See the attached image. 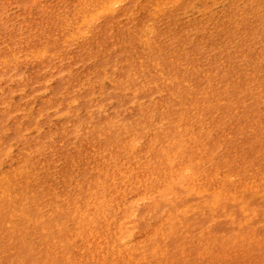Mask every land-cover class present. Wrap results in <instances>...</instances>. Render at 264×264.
I'll return each mask as SVG.
<instances>
[{
  "label": "rangeland",
  "instance_id": "rangeland-1",
  "mask_svg": "<svg viewBox=\"0 0 264 264\" xmlns=\"http://www.w3.org/2000/svg\"><path fill=\"white\" fill-rule=\"evenodd\" d=\"M83 1L85 4H81L79 0H0V209L8 225L23 230L21 240L24 245L39 243L32 239L38 235L34 233L32 219L35 216H38L40 221L49 219L46 222L50 229L49 233L58 240L65 255H68V248L62 245L69 233H75V223L69 215L59 211L62 203H56V200L67 193L75 194L79 201L86 197L82 188L88 185L95 175L92 166H98L99 162L110 159L111 155L103 151V139L99 140L93 136L87 140L80 135L79 130H87L88 120L113 119L120 116L118 110V102H122L120 99H108L102 103L100 98L96 97L97 91L110 88L111 79L108 75L98 77L100 76L98 69L88 74L89 68L96 64L97 55L100 56L108 49L120 53L121 47L125 46L127 53L123 58L136 62L135 86H143L140 89L145 88V91L154 90L155 84L164 89L172 86L165 64L174 59L179 52L181 66L184 67L180 72H185L192 85L203 77L201 86L204 88L215 86L217 79L230 82L232 85L236 84L238 79L252 80V76H256L258 82L264 80V20L253 33L246 31L244 27V24L256 21V17L264 18V0H166L164 5H159L161 13L155 22L149 14L156 10V0H134L127 9L123 4L117 5V11L113 13L111 20L99 16L91 23L98 42L93 38H87L88 47L76 49L75 45L80 37L77 39L70 37L71 32L75 31L77 25L85 31L90 27L81 24L78 16L87 7L90 10L97 8L96 4L100 2ZM118 7H121L122 11ZM229 13L231 14L229 21L235 25L234 28L226 24ZM142 21L147 25L145 28H153L155 34L160 36L159 39L152 36L148 41V47L140 38L142 35L139 37L140 33L135 31L141 27ZM198 27L200 30L203 28V31H195ZM105 28L109 30L104 31ZM185 29L190 38L186 45L180 37ZM112 34L116 35L115 38L111 36ZM120 35L123 38L119 42ZM223 37H226L224 40L226 44H221L220 38ZM62 42L67 44L64 45ZM198 42H201L200 45ZM194 44L196 45L192 51L197 55H194L189 47L186 52L184 51L186 46ZM40 49L46 53L44 59L36 57ZM253 54L260 56L261 60L251 59ZM50 59L52 63H49ZM167 66L170 67L169 64ZM56 69L61 75H71L73 72L77 80L80 74H87V80L76 85L71 91L72 95L66 91H59L50 99L52 92H49V87L54 86L55 80L61 76L59 72L57 75L51 74L56 72ZM38 70L40 76H37ZM37 77L40 78L36 80ZM178 86L182 88L180 84ZM243 96H247V93ZM77 97L83 101H79ZM159 97L161 99L163 97L160 92L149 96L153 101ZM84 104L87 106L96 104L95 114H88L90 107H84ZM136 109L135 105L127 102L124 112L136 114ZM259 112H264V109ZM222 116V112L217 110L210 114H201L199 117L194 116L197 118L193 122L201 124V128L208 131L207 136L202 138L208 137L206 139L208 141L219 142L215 144L213 150L217 161L203 164L201 172H213L217 162L231 161L233 166H230L229 171L234 173H229L230 176L226 178L227 187L236 191L239 197L251 196L255 201H262L264 169L257 166V173L252 174V170L243 160L247 158L245 156L241 158L239 151L236 154L232 153L238 150L237 145L230 139L233 133L224 131L225 141H218L220 138L217 134L220 130L214 128L218 120L225 124L232 123V119H228L227 115L225 121ZM154 122L158 124V128L165 126L164 122L155 119ZM141 124L144 127V136H141L139 141V149L145 152L144 138L152 135L149 127ZM196 131L193 127V132ZM232 131L235 132L236 129ZM121 155L117 157L116 162L123 160L126 162L124 166L134 167L143 162L145 166L159 168L157 166L159 162L153 159L149 152L139 156L135 151L125 148ZM185 160L191 164L190 160ZM187 169L195 171L197 168L192 165ZM225 171L227 170L224 168L220 175L228 174ZM207 176L198 175L186 179L184 185L192 180L201 182ZM161 177L153 170L150 178L146 179L144 185L140 184V187H148V191L156 190L163 181ZM213 181L215 183H210L209 180L203 185L211 190L217 183V180ZM109 182L104 181L105 184ZM260 183H263V186H256ZM171 199L172 197L167 198L159 206H154L155 214H146L138 218L133 228L131 239L141 244L140 251L144 255L150 251L155 252L154 257L151 253L146 255L145 264H157L159 250H164L169 244V236L163 239L158 238L156 234V237L153 236L163 216L175 209L165 207ZM147 204L152 206L155 203L148 200ZM221 212L218 210L212 216H208L209 218L202 216L206 220L198 223L202 230L192 228L187 233L189 242H199L208 239L207 231L212 230L215 236L210 241L214 244L205 247V258L200 259L195 253H188V259L180 261V264H190L192 262L190 259L194 256L200 259L199 262L206 264L210 258L207 255L210 248L215 247L214 251H219L222 246L218 243H222L224 237L228 235H221L216 228L220 222ZM258 229L257 234L244 237L247 243L253 245L250 256L253 257L252 261L249 260L246 264H264V222L258 223ZM36 231L38 232L37 228ZM186 231L184 226L174 233L176 234L174 239L180 247L185 246V243H182V235ZM234 238L235 236L230 235L226 240L232 241ZM73 242L76 244L79 242V247L87 251L82 240ZM17 246V243L13 244L14 248ZM105 250H108L107 247L103 251ZM35 252L39 257L34 259H40V247L36 248ZM120 255H125V252ZM5 256L6 254L0 252V258ZM105 256L106 253H99L97 258ZM15 262H18V259L11 261V264Z\"/></svg>",
  "mask_w": 264,
  "mask_h": 264
},
{
  "label": "bare ground",
  "instance_id": "bare-ground-1",
  "mask_svg": "<svg viewBox=\"0 0 264 264\" xmlns=\"http://www.w3.org/2000/svg\"><path fill=\"white\" fill-rule=\"evenodd\" d=\"M79 1L81 4H85L83 0ZM98 1L100 2L96 4L97 8L90 10L87 7L78 16L81 24L90 27L85 31L84 28L77 25L75 31L71 32L70 37L75 39L80 37L79 42L75 45L76 49L88 47L87 38H93L98 42L91 23L95 22L99 16L111 20L113 13L117 11V5L123 4L127 9L128 5L134 2V0ZM165 1L156 0V10L149 14L154 22L158 20L159 13H161L159 7L164 5ZM118 9L122 11L121 7ZM94 10L96 12H93ZM230 16L229 13L226 24L228 27L234 28L235 25L229 21ZM256 19L253 23L244 24L246 31L255 32L261 21L264 20V18L258 19V17ZM140 25L141 27L136 28L135 31L140 33L139 37L142 35L140 38L144 40L147 47L152 36L160 38L159 34H155L153 28H145L147 25L144 21L140 22ZM202 29L200 30L198 27L195 31L202 32ZM108 30L109 28L104 29V31ZM118 32L122 33V31ZM111 36L115 38L116 35L112 34ZM180 37L185 45L189 43L187 29L181 32ZM121 38H123L122 35L118 39L119 42L122 40ZM225 39L226 37L220 38L221 44H226ZM80 41L82 42L80 43ZM200 43L198 42L199 45ZM62 44L67 43L62 42ZM195 45L186 46L183 50L186 52L189 47L192 51ZM121 48L120 53L108 49L100 56L97 55L96 64L88 70V74H92L98 69L100 75L98 77L104 75L111 77L110 88L97 91L96 97L100 98L102 103L108 99H120L122 102H118L120 111L118 118L88 120L86 121L87 130H79L80 135L87 140L93 136L98 137L99 140L103 139L102 149L106 154L111 153V155L110 159L99 162L98 166H92L95 169V175L88 182L89 184L82 188L86 197L84 196L79 201L75 194L67 193L56 200V203H62L59 211L69 215L75 223V233H69L66 242L62 245L67 246L68 255H65L58 240L49 233L50 229L46 224L49 219L45 218L40 221L38 216L32 219L35 227L34 233L38 234L32 239L39 243L24 245L21 240L23 230L8 225L0 209V252L6 254L4 258H0V264H11L14 259H18V262L14 264H145L146 255L151 253L154 257L155 252L150 251L144 255L140 251L142 250L141 244L131 239L133 228L136 226L138 218L146 216V214H155L154 206H159L170 197L172 199L165 207H175V209L163 216L153 236L156 237V234L158 238L162 239L170 237L169 244L164 247V250H159L157 264H180V261L188 259V253H195L200 259H204L205 247L214 244L213 241H210L215 236L212 230L207 231L208 239L199 242H189L187 233L192 228L201 231L202 227L198 223L202 222L203 217L209 218L208 216H212L218 210L222 212L216 228L221 235H228L224 237L222 243H218L222 246L219 251H214L215 247L210 248L211 253L207 254L210 258L206 264H246L247 261H252L253 257L250 256L253 245L247 243L244 237L257 234L258 223L264 222V199L255 201L251 196L239 197L236 191L227 187L225 180L230 176L229 173H234L229 171L230 166H233L231 161H219L213 172H201L203 164L217 161L213 150L215 144L219 142L208 141L206 140L208 137L202 138V136H207L208 131L202 129L201 124H195L193 121L197 118L194 117L195 115L199 117L201 114H210L214 110L222 112L224 121L227 115L228 119H232V123L225 124L222 120H218L214 127L220 130L217 134L220 138L218 141H225L223 134L226 135V132L224 131L233 133L230 139L237 145L238 150H234L232 153L236 154L239 151L241 158L244 156L247 158V160H243L246 166L252 170V174L257 173V166H262L264 169V112H259L264 109V80L261 79L258 82L257 77L252 76V80L238 79L237 83L232 85L230 82H222L217 79L215 86L204 88L201 86L203 77L197 79L196 83L194 82L192 85L188 81L190 78L185 76V72H180V69L184 67L181 66L179 52L174 56V59L169 58V68L168 64H165L172 86L164 89L159 84H155L154 90L145 91V88L140 89L143 86H135L137 85L134 72L136 62L124 59L127 50L125 46ZM37 52L36 57L41 59L46 57L43 49ZM192 53L197 55L196 52L192 51ZM251 59L261 60L260 56L256 54H253ZM49 63H52L51 59ZM55 71L51 74L57 75L59 72L61 75L58 69ZM69 72L71 73V70ZM233 72L235 71L233 70ZM37 76H40L39 70ZM238 76H240V72H238ZM79 77L77 80L73 72L71 75L58 77L55 80L56 84L49 87V92H52L50 99H53L59 91L71 94L76 85L87 80V74H80ZM38 78L40 77H37L36 80ZM179 84L182 88L178 86ZM157 92L162 94V99L159 97L158 100H150V94ZM246 93L247 96H243ZM77 99L83 101L82 98L77 97ZM127 102L137 107L136 114L124 112ZM85 106L90 107L88 114H95L96 104L91 106L84 104ZM97 116H99V112H97ZM154 119L164 122L165 126L158 128ZM141 123L149 127L152 135L144 138L145 152L139 149V141L141 136H144V127ZM193 127L196 128V132H193ZM233 129L236 131L233 132ZM220 133L222 137H220ZM125 148L135 151L139 156L146 152L151 153L152 158L159 162L157 165L159 168L156 169V166L151 167V165L145 166L143 162L134 167L124 166L126 162L123 160L116 162L117 157L123 153ZM117 153L119 154L112 156ZM185 159L190 160L191 164H188ZM192 165H195L197 169L188 171L187 167ZM224 168L228 174L220 175ZM153 170L162 176L163 181L156 190L148 191V187H140V184L144 185ZM198 175L208 176L201 182L192 180L184 185L186 179L189 180ZM213 179L217 180V183L209 190L203 184L209 180L210 183H215ZM107 180L110 182L105 184L104 181ZM262 184H256V186H263ZM239 185L241 184L239 183ZM249 189L251 188L249 187ZM235 190L238 191V189ZM78 195L77 197H79ZM148 200H152L155 204L149 206ZM135 209L138 211L136 212ZM184 226L187 231L182 235L183 241L182 237L180 239L182 243H185V246L180 247L174 239L176 235L174 233L178 228ZM230 235L235 238L232 241L226 240L230 238ZM76 240H82L87 251H83L79 247V242L77 244L73 242ZM14 243L18 245L16 248L13 247ZM39 247L41 258L34 259V257H39V254L35 252V249ZM105 247L108 250L103 251ZM123 252L125 255H120ZM99 253H106V256L98 259ZM200 259L194 256L190 259L192 260L190 264H203V262H199ZM150 261L152 262V258Z\"/></svg>",
  "mask_w": 264,
  "mask_h": 264
}]
</instances>
